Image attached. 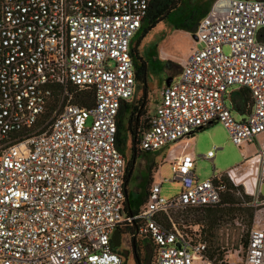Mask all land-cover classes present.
<instances>
[{
  "label": "built area",
  "instance_id": "built-area-1",
  "mask_svg": "<svg viewBox=\"0 0 264 264\" xmlns=\"http://www.w3.org/2000/svg\"><path fill=\"white\" fill-rule=\"evenodd\" d=\"M149 4L0 0V264H121L111 237L135 220L136 235L154 245L150 264H236L192 213L218 205L229 183L251 196L249 205L264 203V140L207 179L196 176L193 154L171 150L180 191L163 198L167 178L152 179L145 203L125 211L118 111L136 91L134 40ZM193 35L200 45L163 82L138 139L143 152L214 122L236 145L264 134V0H215ZM72 88L91 89L92 102L75 103ZM239 88L250 102L236 117ZM234 251L242 264H264V223L253 218Z\"/></svg>",
  "mask_w": 264,
  "mask_h": 264
},
{
  "label": "rangeland",
  "instance_id": "rangeland-1",
  "mask_svg": "<svg viewBox=\"0 0 264 264\" xmlns=\"http://www.w3.org/2000/svg\"><path fill=\"white\" fill-rule=\"evenodd\" d=\"M209 1L181 0L180 6L170 14L167 20L157 22L140 39L138 36L142 30L135 37L134 47L148 62L146 79L149 104L147 112L141 117L144 120L146 118L143 124L148 123L149 115L154 112L165 78L178 73L189 51L196 45H200V42L185 27L189 22L196 25L205 8L203 5ZM137 39L138 43H136ZM224 50L227 51V47H224ZM140 94L141 85L137 82L135 94L129 103L133 104ZM233 113L236 117L240 116L235 109H233ZM194 137L196 140L191 148L195 147V155L204 153L207 148L214 151L211 159L203 156L195 158L194 172L199 179L210 178L241 162L243 155L253 151L258 146V142L264 139V135L261 134L248 145L244 143L236 145L229 138L225 127L220 122H215L205 129L195 131ZM129 146L130 140H127L125 156L126 161H129L131 165V173L126 188L130 206L139 209L145 203L146 193L152 179L167 178L161 183L160 196L163 198H170L180 191V182L170 180L173 175L171 163L174 160L168 157L167 145L152 152L138 151L133 163H131ZM260 192L264 196V180L260 184ZM236 193L242 206L253 208L252 216L249 215V209H245L237 212L232 218L225 216L215 223H209L205 220L203 223L205 226L204 234L209 244L223 247L222 250L228 254L227 257L230 260H235L236 264H242L234 250L239 248L241 242L246 238L247 229L253 218L264 223V203L249 205L248 199L245 197L246 194L242 190L236 191ZM136 244L142 259L141 262L150 264L154 255L152 242L137 237ZM118 247L122 255L121 264H136L132 251L131 234L128 230H122ZM124 250H127V253H124Z\"/></svg>",
  "mask_w": 264,
  "mask_h": 264
},
{
  "label": "trees",
  "instance_id": "trees-1",
  "mask_svg": "<svg viewBox=\"0 0 264 264\" xmlns=\"http://www.w3.org/2000/svg\"><path fill=\"white\" fill-rule=\"evenodd\" d=\"M212 2L213 0H210L209 2H206L203 5V7L205 8L201 16H203L207 12V10L212 5ZM180 4H181V0H150L149 7L146 16L144 18V22L140 28V30L142 31L138 36V39L144 36L146 32L149 29H151L157 22L162 20H167L170 14L175 9H177L180 6ZM201 16H199V18ZM195 26L196 25H192L189 22L185 27V29L193 35L195 31ZM138 39L136 40V43H138L137 42ZM134 52L136 57V68H137L136 77H137V82L140 83L141 85V94L133 104L126 102L120 106L118 111V121H117V143L124 151L127 145V140H130L129 147L131 149V163L132 160L134 161V158L137 156V152L141 151L137 146L138 139L141 132L148 125V123L143 124L146 118L144 120L141 119V117L147 112V106L149 104L147 79H146L148 62L142 55L138 53L136 47L134 48ZM72 96H73V101L80 105H86L87 103H90L93 100L91 89L78 91L77 89L72 88ZM249 102H250V98L247 93H243V94L235 93L232 97V107L235 110H243L245 106L248 105ZM44 115L48 117L49 113L46 112ZM211 124L203 126L200 129H205ZM130 173H131V165L129 161L128 162L126 161V169L124 176L125 196H126L125 211L127 213L134 214L137 211V208H133L132 206H130V200L128 198V191L126 188ZM237 189L238 188L234 187L232 184L230 183L227 184L226 189L221 193V202L218 205L204 206L202 208L194 209L192 213L194 215V221L204 222L203 220H205L208 221L209 223H215L217 220L223 219V217L225 216H230L232 218L237 212L243 211L245 209H249L250 211L249 215L252 216L253 208L242 206L241 200L238 194L236 193ZM245 197L248 200L251 198V196L249 195H245ZM137 225L138 222L135 220L133 226L127 224L117 229L119 233H121L122 230H128L130 232L131 243L133 246L132 251L135 257V262L136 264H144V262H141L142 259L140 258L139 250L136 244V239L138 236L136 235L135 227Z\"/></svg>",
  "mask_w": 264,
  "mask_h": 264
},
{
  "label": "crops",
  "instance_id": "crops-1",
  "mask_svg": "<svg viewBox=\"0 0 264 264\" xmlns=\"http://www.w3.org/2000/svg\"><path fill=\"white\" fill-rule=\"evenodd\" d=\"M235 93H239V94H243V93H247L248 94V92H247V90L245 89V88H239V89H235L233 92H232V94L234 95ZM231 94V95H232ZM249 95V94H248ZM233 97V96H232ZM250 98V97H249ZM159 99H160V97H159ZM159 101V100H158ZM158 101H157V103H158ZM156 103V104H157ZM247 106H245V108L243 109V110H236V112H238L239 113V115L240 116H242V115H244L245 113H246V111H247ZM215 123V122H214ZM213 124V123H212ZM211 124V125H212ZM262 134V133H261ZM261 134H259V135H261ZM262 135H264V134H262ZM258 137V136H257ZM196 137H194V133L192 134V135H190L189 137H187V138H182V139H180V140H178V141H174V142H170V143H168L167 144V149H168V153L172 150V154L174 155V156H177V155H179L180 153H182V152H189V153H191V154H193L194 156H195V158L196 157H199V156H202V154L203 153H201V154H197V155H195V147H193V148H191V146L192 145H194V143H195V139ZM264 140V139H263ZM263 140H260L258 143H260V142H262ZM248 145V144H247ZM257 148V147H256ZM256 148L253 150V151H251L250 153H248V154H246V155H243V156H247V155H250V154H252V153H254L255 152V150H256ZM160 149V148H159ZM211 148H207L206 150H205V152L206 151H208V150H210ZM158 150V149H157ZM156 151V150H155ZM204 152V153H205ZM156 168H157V166H156ZM120 238H121V233H120ZM146 241H148V240H146Z\"/></svg>",
  "mask_w": 264,
  "mask_h": 264
},
{
  "label": "water",
  "instance_id": "water-1",
  "mask_svg": "<svg viewBox=\"0 0 264 264\" xmlns=\"http://www.w3.org/2000/svg\"><path fill=\"white\" fill-rule=\"evenodd\" d=\"M193 37H194V35H193ZM171 79H172V76H167L165 78V82L168 84V83H170ZM133 162L134 161L132 160V163ZM111 240H112L113 246H118L120 244V233H119L118 229L114 230L112 237H111ZM124 253H127V250H124Z\"/></svg>",
  "mask_w": 264,
  "mask_h": 264
},
{
  "label": "flooded vegetation",
  "instance_id": "flooded-vegetation-1",
  "mask_svg": "<svg viewBox=\"0 0 264 264\" xmlns=\"http://www.w3.org/2000/svg\"><path fill=\"white\" fill-rule=\"evenodd\" d=\"M114 249L119 252V250H118L119 247L118 246H114Z\"/></svg>",
  "mask_w": 264,
  "mask_h": 264
}]
</instances>
